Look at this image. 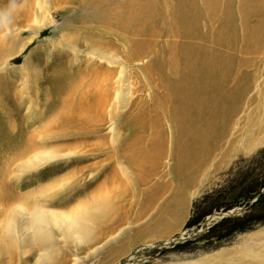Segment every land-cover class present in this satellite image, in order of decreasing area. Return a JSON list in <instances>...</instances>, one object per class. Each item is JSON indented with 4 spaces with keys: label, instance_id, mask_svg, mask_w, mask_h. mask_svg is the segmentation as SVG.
<instances>
[{
    "label": "rangeland",
    "instance_id": "374dc122",
    "mask_svg": "<svg viewBox=\"0 0 264 264\" xmlns=\"http://www.w3.org/2000/svg\"><path fill=\"white\" fill-rule=\"evenodd\" d=\"M32 1L0 0L7 22L20 30L13 38L16 42L30 35L26 24L33 14ZM49 1L54 23L40 27L22 51L7 59L6 70L0 71V207L11 205L13 197H54L53 202L64 208L88 199L98 184L116 173L113 158L125 148L120 144L131 130L121 124L134 116V107L140 104L138 99L134 107L122 109L115 118L120 137L114 144L109 140L108 122L100 121L95 129L90 125L87 133L88 129L73 120H56L66 95L60 90L61 83L78 68L83 71L86 56L80 53L74 58L67 44L60 46L53 39L63 29L81 24L79 20H89L94 5L104 10L122 2ZM172 1L149 0L156 8L154 29L161 34L151 41L152 46L167 51L169 47L162 41L166 38L177 45L196 41L210 48L208 40L220 26L223 11L216 12L214 7L212 12L196 16L199 38H173L162 34L170 21L165 5ZM229 1L235 9L242 0H220V8ZM188 2L203 8V0ZM235 15L236 39L240 29ZM260 35L250 40L257 42ZM235 43L236 48L228 50L233 59L232 80L228 79L223 91L235 87L237 95L201 162L179 175L171 167V157L142 175L130 167L131 180L112 197L111 212L95 227L96 239L76 244L57 237L58 254L52 264H117L123 258V264H264V195L259 196L264 193V39L249 52L238 48L239 41ZM78 45L85 47L84 42ZM140 88L136 94L142 101L151 100L150 90ZM146 137L145 133L143 140ZM39 142L59 152L70 148L73 153H61L37 167L22 169L21 162ZM226 210L233 213L204 224L212 213ZM199 230L198 236L178 239ZM22 247L27 251L15 258L17 264H34L35 248L25 242ZM11 261L16 263L14 258ZM0 264H8L7 258L1 255Z\"/></svg>",
    "mask_w": 264,
    "mask_h": 264
},
{
    "label": "bare ground",
    "instance_id": "6f19581e",
    "mask_svg": "<svg viewBox=\"0 0 264 264\" xmlns=\"http://www.w3.org/2000/svg\"><path fill=\"white\" fill-rule=\"evenodd\" d=\"M121 2L109 4L104 10L94 5L89 18L94 22L83 18L79 20L81 24L74 28L60 29L58 39L52 38L56 44H67L74 58L80 53L86 56L83 71L78 68L61 83L60 90L66 95L60 101L57 121L73 120V123H80L82 128L88 129L85 130L87 133L90 125L95 129L100 121L108 122L109 140L114 144L120 137L115 118L122 109L126 111L128 106L134 107L140 100V104L134 107L137 109L134 116L121 124L131 130L121 141L120 145L125 144V148L117 152L113 150L117 153L115 157L113 155L116 173L109 181L98 184L88 199L69 208L57 206L53 202L54 197H13L15 200L11 201L12 204L10 202L11 205L7 208L1 206L0 257L7 258L8 264H12L13 258L16 262L15 258L27 251L22 247L24 242L35 248L34 264H52L57 256V237L76 244L96 239L95 227L111 212L112 197H117L115 193H119L118 190L131 180L130 167L142 175L169 157L173 159L171 167L176 171L175 175L196 167L219 133V122L227 119L237 95L235 87L223 91L232 77L233 59L228 50L236 48L235 42L239 41L238 48L249 52L258 47L260 39H264V0H242L235 9L230 1L220 8V0H203V8L200 9L188 0H173L171 5H165L170 14L169 26H165L168 28L162 33L166 36L199 38L196 16L204 12L208 14L214 7L216 12L223 11L224 18L220 19V26L208 40L212 46L209 49L196 41L177 45L174 39L163 37L162 41L169 47L167 51H162L160 46H152L151 41L161 34L154 29L156 8L149 0ZM32 3L33 14L30 13L32 15L26 24L31 30L30 35L21 42L13 40L20 32L18 26L11 27L6 15L0 11L1 73L7 68V59L22 51L40 27L54 23L49 0H34ZM211 4L213 7H209ZM233 13L240 29L236 39ZM88 21L90 25L86 24ZM260 33L259 41L250 40ZM80 42H84V49H80ZM151 53L152 58H147ZM139 85L150 90L151 100L142 101V97L136 94L142 89ZM150 92L147 91V95ZM145 133L148 138L143 140ZM61 153L70 155L73 150L69 148L59 152L39 142L20 167H37ZM219 217L220 214L215 212L205 221L208 223L210 219ZM124 261L125 258L117 264Z\"/></svg>",
    "mask_w": 264,
    "mask_h": 264
},
{
    "label": "water",
    "instance_id": "95a60500",
    "mask_svg": "<svg viewBox=\"0 0 264 264\" xmlns=\"http://www.w3.org/2000/svg\"><path fill=\"white\" fill-rule=\"evenodd\" d=\"M219 214H220V216H223V215H226V214H231V213H233V211L231 210H226V211H220V212H218ZM207 222L204 220V224H206ZM202 231L201 230H199L197 233H195V234H191V235H187L186 237H183V236H181L180 238H178L179 240H184V239H187V238H189L190 236L191 237H195V236H198L200 233H201ZM177 239V240H178ZM174 241H176V239H174V240H172V242H174ZM166 243H169V242H165V244Z\"/></svg>",
    "mask_w": 264,
    "mask_h": 264
},
{
    "label": "trees",
    "instance_id": "16d2710c",
    "mask_svg": "<svg viewBox=\"0 0 264 264\" xmlns=\"http://www.w3.org/2000/svg\"><path fill=\"white\" fill-rule=\"evenodd\" d=\"M263 195H264V193L263 194H260L259 196L262 197Z\"/></svg>",
    "mask_w": 264,
    "mask_h": 264
}]
</instances>
